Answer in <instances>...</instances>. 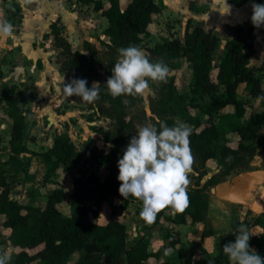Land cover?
I'll use <instances>...</instances> for the list:
<instances>
[{
  "label": "trees",
  "instance_id": "trees-1",
  "mask_svg": "<svg viewBox=\"0 0 264 264\" xmlns=\"http://www.w3.org/2000/svg\"><path fill=\"white\" fill-rule=\"evenodd\" d=\"M257 2L264 4V0ZM160 4L155 0H131L122 9L118 0H108L104 6L95 1L94 7L102 8V14L107 18L103 33L109 36L106 43L112 49L137 46L153 63L163 59L167 66L175 57L191 62L192 78L188 92L173 93L167 108L192 125L190 149L197 156L199 165L203 166L204 161L211 157L218 159V171L207 180L208 184H215L233 168L247 166L256 149L264 143V108L248 112L249 101L253 97H261L264 106V80L256 74V67L248 62L251 49L247 41L249 31L241 27L236 28L232 37L225 41L218 62L213 57L220 37L204 29L201 23H187L182 38L156 42L145 51V36L152 24V13L159 10ZM7 9L20 18L18 3L10 1ZM55 25L51 23L50 33L54 34L57 44L66 54L60 69L67 81L83 78L88 81V87L97 82L100 99L109 103L105 113L115 118V126L122 131L94 127L102 133L103 140L110 143L106 149L97 152L94 164L85 163L83 166V153L67 131L55 132L51 143L35 153L42 166L40 179L43 182L58 183L59 170L77 173L72 181L69 214L64 213L61 207L62 185L49 191L42 204H36L33 192L27 191L22 200H17L10 197L9 191L0 183V229H9L4 239L12 248L9 264H29L31 261L35 264H155L152 259L159 252L148 249L143 235L136 237L129 246L126 243V208L129 202L139 200L131 196L124 199L118 191L117 161L132 137L123 132L131 124L124 108V95L113 98L108 94L92 54L74 49L66 39L62 41ZM86 45L92 43L87 41ZM116 61L113 59L111 63ZM167 78L166 86L169 87L173 76L168 75ZM24 103L25 99H18L12 93L0 94V110L7 106V116L11 119L10 152L6 158H0V174L6 170L10 174L1 177L4 181L27 171L31 162V157L24 154L32 152L25 143L29 129ZM228 132H235L238 137L224 139L223 134ZM255 138H258V143H254ZM187 194L188 206L183 213L175 212L172 217L176 222H195L203 217L207 206L205 192L194 187L187 189ZM109 195L118 197L119 201H110ZM103 205L109 216L101 221ZM163 218V210L151 224L140 216L142 228L150 229ZM251 222L264 228V211L251 219L234 220L232 230L236 231L241 224L248 228ZM263 241L264 231L251 236L249 241L252 251L262 257ZM228 242V239H223L218 243L214 256L217 264H233L223 253L222 246ZM34 248L38 249L33 251Z\"/></svg>",
  "mask_w": 264,
  "mask_h": 264
},
{
  "label": "rangeland",
  "instance_id": "rangeland-1",
  "mask_svg": "<svg viewBox=\"0 0 264 264\" xmlns=\"http://www.w3.org/2000/svg\"><path fill=\"white\" fill-rule=\"evenodd\" d=\"M67 2L69 4V7H71V4L73 3L79 5V0H68ZM93 6L94 5L92 3L89 4L88 8L91 9V11L89 12L91 14L85 15L83 18H79V16H77L76 14L68 15V17L58 16L54 20H51V22L49 23V28L51 30L50 25L52 22H54L56 24L55 28H57V31L60 34L59 36L62 37V41L63 39H66L72 44L74 49H80L87 54H92V56L94 57L93 59L97 64V69L99 75L101 76V80L103 81V83H106L109 75H112L111 69L115 65L112 64L111 61L113 59H117L119 54L117 49H112L106 43L109 41V36H105L103 33L104 26L107 24L106 16L102 15L104 21L103 24L99 14L92 13V10H94ZM5 21L14 23L16 21H19V17L17 15L9 16L5 19ZM45 33H43L42 39L46 38V36H44ZM51 37L52 38H49L50 44L54 46L56 51L53 55L54 64H57V67L62 72L61 75L63 76H60L59 79L53 76L52 80H49L50 77L47 76L48 81H45L43 78V80L38 83L39 79H42L43 74L39 76H37V74H34L33 76V74L31 73L30 75H22L20 77L13 75L12 77V75H4V71H2L0 68V94L4 95L12 93L18 99H25V117L29 129L28 140L26 141V143L29 144L32 150V152L24 153L26 156L31 157V159L36 162L35 153L51 143L53 135L58 131L57 129L59 128V131H65V129H68V132L71 133V139L83 153L81 159L82 161L84 160V162L82 163L83 166H85V163L94 164L97 161V151L106 149V147L110 143L105 142L103 140L102 133L99 131L96 132L89 125L92 124V126L95 128H106L116 132H121L122 129H118L115 126L116 120L114 117H111L107 113H105V109L108 108L109 103L106 100L100 99V95L98 96V99H96L93 103H87L84 102L80 97H67L64 94V91H61L60 86H63L64 83H67L65 73L60 69L62 61L66 59V54L64 50H62V48L57 44V39L55 38L54 34H52ZM87 41H91L92 45L87 46ZM36 44L37 43H35V45ZM221 49L222 48L216 49L214 53L213 59L215 62L218 60L219 55H221L219 54ZM148 50L149 47H146L145 51ZM142 51L144 53L143 49ZM257 51H259V55H263L264 53V50L261 48H258ZM2 55L4 54H0V57H2ZM5 57L9 58L8 54H6ZM259 57L257 58L258 60L255 59L254 61L264 62V56H261L262 58ZM12 65H6L0 60V66H4V69L6 71L8 69L11 70ZM34 68H38L37 63L35 64ZM168 68V75L173 76V80L171 81L169 87L166 86L168 78L166 82L149 81V87L145 89L142 95H124V108L126 116L131 121L129 129L123 131L124 133H129L134 136L136 134L137 128L146 124L155 125L159 129V122L161 121L165 122L169 127L178 124H184L189 128L192 127L191 124L185 122L179 116L174 115L170 111V109L167 108L169 105L170 96L173 93L188 92L189 82L192 78V64L188 60H181L175 57L170 60V65L168 66ZM257 68L262 69V72H260L259 69H257V71L262 74L260 76L264 80V64L259 63L257 65ZM50 69H52V66L50 67ZM36 81L37 84L34 85ZM55 82H58L60 86L56 88ZM249 103V114L264 108L262 99L260 97L251 99ZM73 107H75V109L77 108V114L79 113L80 117H82L81 120L83 125L80 127L77 124L78 117L71 116V113L69 112L66 115L67 117L69 116L68 120L73 123V126H70L67 119L63 121V118H58L56 116V112L59 113L60 111H65L67 108H70L71 110L69 111L71 112L74 111L75 109ZM196 111L197 110H195L194 112ZM7 112L8 107H2V110H0V123L5 122V120L8 119ZM49 121H52L50 127L48 126ZM57 122L59 124H56ZM64 122L67 125L66 127L64 126ZM8 135V130L3 129L0 126V158H6V156L10 152V147L7 142V137H9ZM30 135H32V139H30ZM223 135L224 139H235L236 136H238L236 135V133H225ZM232 144L235 145L236 142L232 141ZM191 153L193 156V164L192 171L188 174V179L190 182L187 188L197 187V166H199V163L197 156L192 150ZM8 173L9 172H7V170L1 172L0 183H2V186L4 185V189H7L10 192L11 196L19 197L18 192L20 191V189H23V191H25L31 188H35V190H37L40 195L45 196L44 193L47 190V187H49L48 182H43L41 179H32V182L34 184H28L26 186L23 184V181L22 183L17 184V178H9L7 181L2 180V176L10 175ZM75 175H77V173L70 171L65 173L63 172L61 179L64 183L68 182L69 184V181ZM32 176L33 171L29 173V177ZM244 180H249L251 185L250 187L244 189L243 192H240L241 189L239 190V183H244ZM203 181L204 177L202 180H200V183H202ZM59 184L62 185V183ZM203 185V189L208 194V199L212 198V202L209 206L210 213L215 218L217 217V219H219L220 225L223 224L224 227L222 226V229L226 227V221L228 223L227 228H229L230 222L233 218L239 217L240 219H242L245 214L251 215L255 212L263 210L264 143L259 149L256 150L253 160L248 169L231 173L230 177L225 178L221 183L216 185L214 191H211L209 189L208 183H205ZM43 196L41 197L42 199H39L37 201V204L43 203V201L45 200ZM108 197V199L112 202L119 201L118 197L114 195H109ZM89 203H92V201H89ZM64 204V206H66V200H64ZM126 209L129 210V215L126 216L125 212L124 219H127L129 230L132 231L135 227V222L139 219L141 206L135 202H132L128 204ZM108 216L109 212L106 209L105 205H103L100 210L99 220L104 221ZM5 237L6 234L3 236V232L0 231V254L7 253L8 255H10L12 248L11 246L6 245L4 240ZM218 237L219 236H217L216 238ZM131 240L132 238L128 236L127 243H131ZM37 249L38 248H34L33 251H36Z\"/></svg>",
  "mask_w": 264,
  "mask_h": 264
},
{
  "label": "crops",
  "instance_id": "crops-1",
  "mask_svg": "<svg viewBox=\"0 0 264 264\" xmlns=\"http://www.w3.org/2000/svg\"><path fill=\"white\" fill-rule=\"evenodd\" d=\"M10 1H15L20 6L19 21L10 22L13 26L14 32L13 36L7 39H0V60L6 65H12V69L7 71L4 69V66H0L1 70L4 71V75H15L17 77L30 75L31 73L37 74V76L42 75V79H39L40 83L43 78L45 81L53 79V76L57 79L62 77V72L57 67V64H54L55 48L50 44L51 33L49 28V23L51 20H54L58 16L68 17V15L76 14L79 18H83L85 15H89L91 11L88 8L89 4L94 5L95 1H99L102 5H106L108 0H79V5L76 3L71 4V7L68 5V0H32L30 4H25L24 0H0V20L5 21L9 16L17 15L15 13H10L7 9V6ZM131 0H118L119 6L124 9ZM161 2L159 10L152 13V24L150 30L146 33V40L148 43L146 47H151L154 43L163 41L165 39L179 37L182 38L184 30L187 23H201L203 28L216 33L220 37V43L218 48H222L220 53L223 51L224 43L227 39L232 37L236 28L241 27L243 30L249 31L248 43L251 45V49L248 53V62L250 65L256 67V74L262 75L257 71V69L262 72V69L257 68V65L263 63V61H254L259 58H262L259 55L257 49L261 48L264 50V25L259 28H256L251 23L252 15V3H258L257 0H155ZM92 13H98L101 17V20L104 24L102 15V8L96 9L93 6ZM92 16V15H91ZM106 26V25H105ZM104 26V27H105ZM48 33L45 39L43 38V33ZM86 32V31H85ZM105 36H108L104 34ZM48 41H47V40ZM89 40V39H88ZM47 41V42H46ZM91 42V41H89ZM35 43H37L35 45ZM221 44V45H220ZM52 47V48H51ZM46 48V49H45ZM217 48V49H218ZM8 54V57L5 55ZM254 56V58H253ZM256 57V58H255ZM181 59V58H179ZM219 58L216 62H218ZM183 60V59H181ZM258 60V59H257ZM262 60V59H260ZM38 64V68H34L35 64ZM54 64V65H52ZM52 66V69L50 67ZM59 76V77H58ZM37 84V81L34 85ZM50 84V83H49ZM60 84L55 82V87H59ZM61 91H63V86H60ZM256 98V97H253ZM251 98V99H253ZM261 98V97H260ZM250 99V100H251ZM75 109V107H73ZM68 109V110H67ZM65 111L56 112L58 118H63V121L67 119L70 126H73V123L68 120L67 113H71V116L78 117L77 124L82 126V117L80 114H77L76 109L74 111L70 108H67ZM261 110V109H260ZM58 120V119H57ZM52 121H49L48 126L50 127ZM56 124H59L58 122ZM0 126L3 129L8 130L10 136V127L11 119L8 118L5 122H1ZM57 126V125H56ZM55 126V127H56ZM66 127V123L64 122ZM93 130L95 128L89 125ZM86 127V125H85ZM58 128V127H57ZM59 131V128L57 129ZM68 132V129H65ZM98 132L97 130H95ZM92 132V131H91ZM69 133V132H68ZM235 133V132H228ZM71 136V133H69ZM236 135H238L236 133ZM235 136V134H234ZM238 136H236L237 138ZM9 138V137H7ZM30 135V139H32ZM28 140V138L25 140ZM254 143H258V138L253 139ZM8 142V140H7ZM92 143V142H91ZM26 145L30 148L29 144ZM47 147V146H46ZM45 147V148H46ZM261 147V146H260ZM258 147L257 149H259ZM43 148V149H45ZM31 149V148H30ZM40 149L39 151L43 150ZM77 149H79L77 147ZM256 149V150H257ZM99 151V150H98ZM97 151V152H98ZM256 152V151H255ZM255 155V154H254ZM254 157V156H253ZM250 160L247 166L233 168L229 173H227L221 180L217 181L215 184H209V189L214 191L217 184L221 183L225 178L230 177L231 173L239 172L248 169L252 160ZM36 158V156H35ZM37 163V164H36ZM215 164V165H212ZM219 169L218 159L216 157L208 158L204 161V165L197 166V187L202 188L203 192L206 194L207 206L203 210L204 214L200 220L195 222H183L179 223L172 219L175 212L171 207H166L163 209L165 218H163L158 224L150 229H143L140 220V212L142 210L143 204L141 201H131L129 203L135 202L141 206L139 212V219L135 222V227L132 231L129 230L127 219H125L126 224V243L127 237H131V243L134 239L140 235L144 236V239L147 242L148 249L151 251H158L157 257L153 258L152 261L155 264H217L215 262L214 256L216 255L218 248V243L223 239H228L229 242L235 241V234L232 230V223L234 220L238 219L240 221L245 218L251 219L253 215H258L264 211L255 212L254 214H245L242 219L235 217L230 222V227L226 221V227L222 229L223 224L220 225L219 219L215 218L210 213V204L212 198L208 199L207 192L203 189L205 183H207L208 178L215 174ZM42 170L41 164L37 161L31 159L29 168L27 171H21L17 175V184L22 183L24 185L34 184L32 179L39 180L40 173ZM33 171V176L29 177V173ZM63 171L59 170L57 179L59 183H62L63 186V198L61 200L62 210L64 213H70V195L72 190V181L73 178L67 183H64L61 179ZM76 173V172H74ZM204 177V181L200 183ZM59 183L48 182L49 187L45 191V196L40 195L37 190L28 189L23 191L20 189L19 197H13L17 200H22L27 194L26 191L33 192L35 198V203L39 199L47 198L49 191L59 187ZM250 182L245 181L244 183H239V190L243 192L244 189L250 187ZM243 188V189H242ZM191 189V188H187ZM216 197V196H215ZM109 198V197H108ZM64 200H66V206H64ZM215 200V199H213ZM220 200V199H218ZM221 202V201H220ZM128 203V204H129ZM128 206V205H127ZM129 210L126 209V216L129 215ZM227 216V215H226ZM224 224V225H225ZM223 226V227H222ZM224 231H222V230ZM248 229L254 235H260L264 228L259 223H249ZM3 232V236L9 231L8 228L0 229ZM230 232V233H229ZM130 234V235H129ZM219 236L218 238H216ZM234 236V237H233ZM131 243H127L129 246ZM253 248H255L253 246ZM262 249L264 251V241L262 243ZM29 264H35V261L29 262Z\"/></svg>",
  "mask_w": 264,
  "mask_h": 264
},
{
  "label": "clouds",
  "instance_id": "clouds-1",
  "mask_svg": "<svg viewBox=\"0 0 264 264\" xmlns=\"http://www.w3.org/2000/svg\"><path fill=\"white\" fill-rule=\"evenodd\" d=\"M32 0H24L30 4ZM251 23L259 28L264 25V4L252 3ZM13 26L0 20V39L13 36ZM117 61L111 69L105 86L113 98L122 95H142L149 81L166 82L169 68L163 59L153 63L137 46L120 48ZM83 78H73L63 84L67 97H80L93 103L100 89L97 82L88 87ZM191 129L184 124L169 127L165 122L143 125L137 128L117 161L119 193L142 202V219L151 224L157 214L166 207L183 213L189 204L187 187L188 174L192 171L193 156L190 149ZM235 241L222 246L223 253L233 264H264V257L250 246L253 233L241 224L236 231ZM7 253L0 254V264H9Z\"/></svg>",
  "mask_w": 264,
  "mask_h": 264
},
{
  "label": "water",
  "instance_id": "water-1",
  "mask_svg": "<svg viewBox=\"0 0 264 264\" xmlns=\"http://www.w3.org/2000/svg\"><path fill=\"white\" fill-rule=\"evenodd\" d=\"M142 50V49H141ZM143 52V51H142Z\"/></svg>",
  "mask_w": 264,
  "mask_h": 264
}]
</instances>
